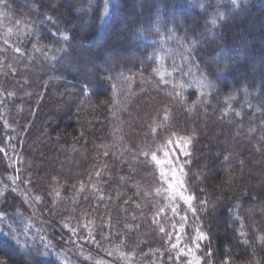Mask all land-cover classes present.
<instances>
[{
  "label": "trees",
  "instance_id": "trees-1",
  "mask_svg": "<svg viewBox=\"0 0 264 264\" xmlns=\"http://www.w3.org/2000/svg\"><path fill=\"white\" fill-rule=\"evenodd\" d=\"M103 4L0 0V264H264V0Z\"/></svg>",
  "mask_w": 264,
  "mask_h": 264
},
{
  "label": "snow or ice",
  "instance_id": "snow-or-ice-1",
  "mask_svg": "<svg viewBox=\"0 0 264 264\" xmlns=\"http://www.w3.org/2000/svg\"><path fill=\"white\" fill-rule=\"evenodd\" d=\"M231 2H232L233 5H237V4H238V0H231ZM201 6L203 7V5H201ZM109 14H110V13H109V0H104L103 9H102V15H103V16H108ZM223 15H224V14H223L222 12H217V14L214 15L213 18H212V21H211L212 24H213V25H216V23H217V19H218V18H222ZM9 32H11V30H9ZM63 39H64V40H67L68 37H67V36H64ZM4 42L7 43L8 41L5 40ZM15 51H16V52H20V48L17 47V48L15 49ZM226 67H227V65H225V68H226ZM154 71L157 73L158 76H160L161 82H163V83H168V81L165 80V76H166V75H170V73H168V72L164 69V67H163L162 64L160 65L159 68L154 69ZM196 83H197V85H198L201 89H211L212 87H214V85L212 84V82L209 81V80L207 79V77H203V78L197 80ZM187 86H188V85L185 84L183 81H180V82L174 84V85H173V88H174L175 90H177V91L175 92V94H176L177 96H180L181 93H182V90H183L185 87H187ZM169 94L171 95L172 93H169ZM164 119H165V120L168 119V111H167V110H165V113H164ZM150 127H151V130H152L153 132L156 131V128H155L154 126H150ZM179 142H180V144L183 145V144H187L189 141H188L187 139H181ZM143 154H144L145 156H148V155H149L148 152H144ZM167 155H168V153H165V156H167ZM184 155H188V153L185 151V152H184ZM151 160H152L157 166L160 167V169H161V171H160V175H161V177L165 180V182H166L167 185H168L167 198H168L169 200H175V199L177 198V196H179V198L182 199V200H185V202L190 201V200L192 199V197H191V196L185 197V196L183 195V192L180 191V188L183 187V182H182V180H180V179L177 177L175 168H172V179H171V180L168 179V174L164 171V167H163V166H164L165 164H168L169 166H171V163H172V162H171V161H162V160L158 159L157 154H156L155 152L151 153ZM180 172H181V174L183 173V169H182V168L180 169ZM14 190H15V189H14ZM57 195H59V193H57ZM36 199L39 200L40 197H39V196H36ZM173 211H175V209H173ZM163 230H164V229L161 228V231H163ZM42 255H43V254H42Z\"/></svg>",
  "mask_w": 264,
  "mask_h": 264
}]
</instances>
